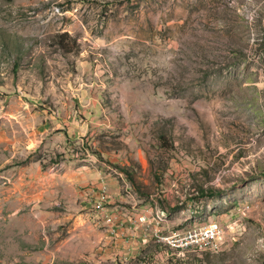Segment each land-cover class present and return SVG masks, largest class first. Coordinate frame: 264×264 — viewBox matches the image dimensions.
<instances>
[{
    "label": "rangeland",
    "instance_id": "1",
    "mask_svg": "<svg viewBox=\"0 0 264 264\" xmlns=\"http://www.w3.org/2000/svg\"><path fill=\"white\" fill-rule=\"evenodd\" d=\"M0 264H264V0H0Z\"/></svg>",
    "mask_w": 264,
    "mask_h": 264
},
{
    "label": "built area",
    "instance_id": "2",
    "mask_svg": "<svg viewBox=\"0 0 264 264\" xmlns=\"http://www.w3.org/2000/svg\"><path fill=\"white\" fill-rule=\"evenodd\" d=\"M225 229L217 224H211L203 228L192 229L186 233H174L165 238L169 242H181L184 245L206 244L208 247L221 244L225 236Z\"/></svg>",
    "mask_w": 264,
    "mask_h": 264
},
{
    "label": "bare ground",
    "instance_id": "3",
    "mask_svg": "<svg viewBox=\"0 0 264 264\" xmlns=\"http://www.w3.org/2000/svg\"><path fill=\"white\" fill-rule=\"evenodd\" d=\"M165 240V239H164ZM171 247L179 249L181 252L188 250V249H198V250H215L217 245L213 247H208L206 244H196V245H184L181 242H169V240H165ZM196 252V251H195Z\"/></svg>",
    "mask_w": 264,
    "mask_h": 264
},
{
    "label": "crops",
    "instance_id": "4",
    "mask_svg": "<svg viewBox=\"0 0 264 264\" xmlns=\"http://www.w3.org/2000/svg\"><path fill=\"white\" fill-rule=\"evenodd\" d=\"M114 219V218H113ZM123 218L122 217H120V219H119V221H121Z\"/></svg>",
    "mask_w": 264,
    "mask_h": 264
}]
</instances>
